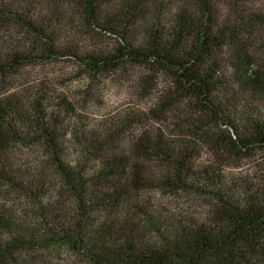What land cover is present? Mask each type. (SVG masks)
Segmentation results:
<instances>
[{
    "label": "trees",
    "instance_id": "trees-1",
    "mask_svg": "<svg viewBox=\"0 0 264 264\" xmlns=\"http://www.w3.org/2000/svg\"><path fill=\"white\" fill-rule=\"evenodd\" d=\"M63 61L168 83L91 120ZM0 264H264V0H0Z\"/></svg>",
    "mask_w": 264,
    "mask_h": 264
},
{
    "label": "rangeland",
    "instance_id": "rangeland-1",
    "mask_svg": "<svg viewBox=\"0 0 264 264\" xmlns=\"http://www.w3.org/2000/svg\"><path fill=\"white\" fill-rule=\"evenodd\" d=\"M24 71L23 78L29 82L41 80L50 88L73 99H79V93L85 95L84 113L91 120L120 113L127 107L149 118L152 105L159 94L164 92L168 83L162 75L151 74L138 67L129 69L124 67L115 73L103 74L89 83L87 77L78 75L77 65L68 61L28 68ZM156 123L159 121L153 118L138 128ZM204 158L205 152L197 158V162H203ZM249 168L248 165H244L245 170Z\"/></svg>",
    "mask_w": 264,
    "mask_h": 264
}]
</instances>
